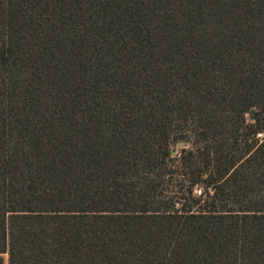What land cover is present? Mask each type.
I'll return each mask as SVG.
<instances>
[{
  "label": "trees",
  "instance_id": "obj_1",
  "mask_svg": "<svg viewBox=\"0 0 264 264\" xmlns=\"http://www.w3.org/2000/svg\"><path fill=\"white\" fill-rule=\"evenodd\" d=\"M0 264H264V0H0Z\"/></svg>",
  "mask_w": 264,
  "mask_h": 264
},
{
  "label": "rangeland",
  "instance_id": "obj_2",
  "mask_svg": "<svg viewBox=\"0 0 264 264\" xmlns=\"http://www.w3.org/2000/svg\"><path fill=\"white\" fill-rule=\"evenodd\" d=\"M183 147H189V145H185L184 143L174 144V146H173L174 152L178 153L181 150V148H183Z\"/></svg>",
  "mask_w": 264,
  "mask_h": 264
},
{
  "label": "built area",
  "instance_id": "obj_3",
  "mask_svg": "<svg viewBox=\"0 0 264 264\" xmlns=\"http://www.w3.org/2000/svg\"><path fill=\"white\" fill-rule=\"evenodd\" d=\"M259 137H262L263 135L262 134H258Z\"/></svg>",
  "mask_w": 264,
  "mask_h": 264
}]
</instances>
